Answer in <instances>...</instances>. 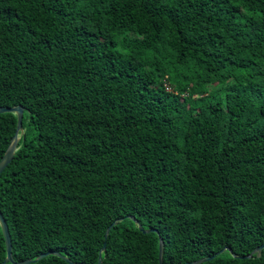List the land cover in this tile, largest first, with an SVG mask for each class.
I'll return each mask as SVG.
<instances>
[{
	"label": "trees",
	"instance_id": "obj_1",
	"mask_svg": "<svg viewBox=\"0 0 264 264\" xmlns=\"http://www.w3.org/2000/svg\"><path fill=\"white\" fill-rule=\"evenodd\" d=\"M17 106L15 262L98 264L106 243L102 264H160L162 238L164 264H264V0H0ZM17 125L0 114V162Z\"/></svg>",
	"mask_w": 264,
	"mask_h": 264
},
{
	"label": "water",
	"instance_id": "obj_2",
	"mask_svg": "<svg viewBox=\"0 0 264 264\" xmlns=\"http://www.w3.org/2000/svg\"><path fill=\"white\" fill-rule=\"evenodd\" d=\"M6 113H13L17 115V119H18V125H17V131L16 134L14 136V141L13 143L10 145V147L8 148L6 154L4 155L2 161L0 162V177L2 175V173L4 172V170L9 166V164L13 161L16 150L18 148V143H19V135L20 133H22L24 131L23 129V119H24V113H25V108L23 106H17V107H13V108H0V114H6ZM131 220H133L139 227V230L142 231L143 233H157V230L155 229H149V230H145L142 225L139 223V221L137 219H135L134 217H128ZM125 219L121 218L119 220H116L114 223H112L110 225V227L107 229L106 231V235L105 238L107 239L109 234L111 233L112 229L117 226L119 223L123 222ZM0 225L3 231V235L5 238V242H6V248H7V258L5 263L11 262L13 264H32V263H37L39 261H41L42 259L54 255L57 257H60L62 259H64L66 262H68L69 264H76L74 262H72L70 259L63 257L60 253L58 252H47V253H43L41 254L37 259L35 260H26L23 262H15L14 258H13V245H12V238H11V234H10V230H9V226L3 216V214L0 211ZM106 250V243L102 249V252L100 253V257H99V261L98 264H102L103 263V257H102V253L105 252ZM226 251V249H223L221 252L217 253L216 255L212 256V257H208V258H204L202 260H199L193 264H202L205 262H209L211 260H213L215 257L221 255L222 253H224ZM264 251V245L258 247L251 255L247 256V259H250L252 257H254L255 255L257 257H260L262 255ZM163 256H164V241L161 238L160 239V264H164V260H163Z\"/></svg>",
	"mask_w": 264,
	"mask_h": 264
},
{
	"label": "built area",
	"instance_id": "obj_3",
	"mask_svg": "<svg viewBox=\"0 0 264 264\" xmlns=\"http://www.w3.org/2000/svg\"><path fill=\"white\" fill-rule=\"evenodd\" d=\"M167 90H168V91H171L170 87L167 86Z\"/></svg>",
	"mask_w": 264,
	"mask_h": 264
}]
</instances>
